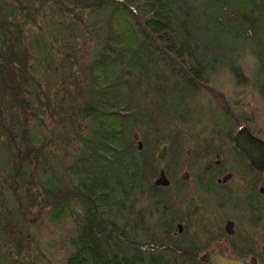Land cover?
<instances>
[{"label":"trees","instance_id":"1","mask_svg":"<svg viewBox=\"0 0 264 264\" xmlns=\"http://www.w3.org/2000/svg\"><path fill=\"white\" fill-rule=\"evenodd\" d=\"M176 1L52 0L72 19L99 15L83 98L72 112L86 123V134L54 180L46 172L57 159L29 143L17 146L11 127L0 128L5 133L0 148L13 156L17 178L25 176L27 166L37 173L36 203L46 219L71 218L74 232L63 264H211L199 259L200 248L180 244L176 197L167 198L160 194L163 186L148 183L159 159L146 151L145 135L137 148L130 128L151 125L149 92L177 110L188 93L206 86L210 53L224 37L247 44L264 74V0H211L207 29L195 28ZM18 11L23 20L17 18ZM25 20L35 23L27 4L0 0V109L18 124L19 140L31 133L28 123L34 114L27 87L38 84L31 75ZM230 61L235 82H241L239 65ZM260 93L264 97V91ZM173 96L176 103H171ZM226 134L231 141V131ZM166 139L163 145L170 155L175 140ZM158 143L155 140L153 148L158 149ZM146 190L150 210L138 201Z\"/></svg>","mask_w":264,"mask_h":264},{"label":"rangeland","instance_id":"2","mask_svg":"<svg viewBox=\"0 0 264 264\" xmlns=\"http://www.w3.org/2000/svg\"><path fill=\"white\" fill-rule=\"evenodd\" d=\"M210 1L176 2L179 12L183 10L189 19L195 21V28L207 29ZM22 2L27 4L35 22L31 24L25 20L24 26L25 40L31 52V75L38 83L28 85L30 92L26 94L31 103L30 114L34 113L28 123L31 133L27 139L19 140L18 124L1 109L0 128L3 131L4 127H11V140H15L17 146L29 143L48 153L50 158L57 159V163H52V169L46 172L50 180H54L62 165L76 154L78 139L87 131L83 119L72 112L83 98L81 91L86 65L93 56L99 35V15L89 18L81 14L76 20L59 10L52 0ZM17 18L23 20L19 11ZM208 37L212 38L211 35ZM210 54L206 86L188 93L184 104L177 110L166 107L168 101L158 100L149 92L146 96L154 108L151 125L131 127L129 134L134 143L145 135L146 151L155 154L161 146L166 148L163 141H168L167 137L175 140L170 155L165 150L164 156L156 163L157 171L148 178V183L153 184L159 169H163L168 184L160 189V194L167 198L176 197L178 220L187 227L184 238L179 235L181 245L195 239L205 241L215 235L220 228L221 211L225 214L241 213L246 220L256 214L262 215L260 230L264 243V205L258 211L246 205V199L251 195L250 180L255 181L256 187L263 185L264 171L255 174L239 166L226 134L246 126L264 140V97L260 93L264 91V74L258 69L251 48L238 39L224 37V42ZM231 59L240 67L244 77L241 82H235L230 72ZM176 99L170 97L171 103H176ZM17 117L20 122V115ZM0 134L2 141L5 133ZM155 140L159 142L158 149L153 148ZM214 160L224 172L232 173L227 184L238 188L236 193L232 187L224 191L228 198L216 196L206 188L211 175L206 165ZM26 169L25 176L17 178L13 156L0 148V264H63L70 251L68 238L74 232L73 222L68 216L55 222L46 219L36 203L40 189L38 175L29 166ZM40 170L42 172V168ZM147 196L146 190L138 201L150 210L152 200ZM239 229L244 230L240 226ZM211 248L228 254L230 251L229 247L219 249L216 241L202 246L201 255ZM260 251H263V261L261 256L258 259L250 257L251 260L247 257L246 260L250 264H264V248L258 251V255Z\"/></svg>","mask_w":264,"mask_h":264},{"label":"flooded vegetation","instance_id":"3","mask_svg":"<svg viewBox=\"0 0 264 264\" xmlns=\"http://www.w3.org/2000/svg\"><path fill=\"white\" fill-rule=\"evenodd\" d=\"M233 134V133H232ZM232 134L230 135V139L232 137ZM232 145L231 148L233 150L234 156H236V160L242 168L246 169L248 172L259 174L262 173L263 171H257L253 169L242 152L235 147L233 140L231 139ZM243 157H241V155ZM216 156V155H215ZM208 162V165H206V170L211 171L210 179L206 184V188L210 192H215L216 196H222L225 198H228L227 195L224 194V191L232 187V190L234 193H236L237 186H229L227 183L231 180L232 178V173L229 171H225L221 169V166L218 165V161L214 160V163L210 164ZM251 167V169L248 168V165ZM211 166V167H210ZM206 171V173L208 172ZM224 172V173H223ZM252 184H255V181L252 179ZM249 181V182H250ZM250 185V192L251 195L246 199V205L250 208L253 209L255 207V210L258 211L259 209H262L264 205V194L259 191L260 188L264 187L263 185L255 186L254 189V184ZM252 186V187H251ZM236 198V196H233ZM231 200V199H230ZM221 201V200H218ZM181 203V201L179 200ZM222 205V204H219ZM234 213V214H233ZM231 214H225L223 211L220 212L219 216V223H220V228L217 229V233L213 236L207 237L205 241L200 240V239H195L194 241L188 242V244H185L183 246H191L194 248H201L202 246H209L210 244H214L217 241V245L219 249H226L229 247L230 251L229 254L222 251L220 252L217 248L215 250L207 251H213L216 252L224 257L230 258V259H237L242 261L245 264H250L246 258L248 257V260L250 257H254L258 259V256H261V260L263 261V251L258 255L259 250H263L264 248V243H263V235L262 231V225H261V216L262 215H257L255 217H251L249 220H246L244 216L241 213L233 212ZM216 223H218L217 219L215 218ZM180 224V230L179 233L181 234V237L184 238V234L186 232V225L183 224L182 222H178ZM255 225V230L254 226ZM241 227V229H244L240 231L238 230V227ZM206 248V247H205ZM206 252V251H205ZM204 252V253H205ZM228 252V251H227ZM199 259L202 261H209V259L206 257V253L204 255L199 254Z\"/></svg>","mask_w":264,"mask_h":264},{"label":"water","instance_id":"4","mask_svg":"<svg viewBox=\"0 0 264 264\" xmlns=\"http://www.w3.org/2000/svg\"><path fill=\"white\" fill-rule=\"evenodd\" d=\"M231 139L234 142L236 148H238L249 165L257 170H264V140L252 132L246 126L238 127L232 134ZM137 148L141 147L140 141L136 142ZM165 146H161L157 153V158L161 159L165 154ZM155 186H166L168 179L166 178L163 169H159L157 177L153 180ZM264 194V187L259 189ZM177 230H180V224L176 223ZM206 257L211 264H245L237 259H230L224 257L216 252L210 251L206 253Z\"/></svg>","mask_w":264,"mask_h":264}]
</instances>
